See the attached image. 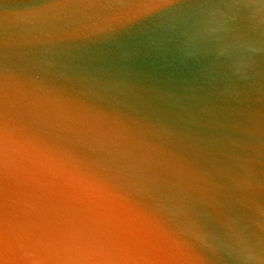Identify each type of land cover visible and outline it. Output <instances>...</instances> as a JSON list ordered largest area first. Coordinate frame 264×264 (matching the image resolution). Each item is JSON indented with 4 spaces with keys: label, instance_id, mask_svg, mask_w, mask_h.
Masks as SVG:
<instances>
[{
    "label": "water",
    "instance_id": "95a60500",
    "mask_svg": "<svg viewBox=\"0 0 264 264\" xmlns=\"http://www.w3.org/2000/svg\"><path fill=\"white\" fill-rule=\"evenodd\" d=\"M0 264H264V0H0Z\"/></svg>",
    "mask_w": 264,
    "mask_h": 264
}]
</instances>
